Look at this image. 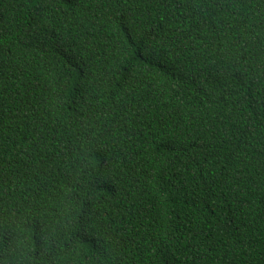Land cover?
I'll list each match as a JSON object with an SVG mask.
<instances>
[{
    "label": "trees",
    "instance_id": "1",
    "mask_svg": "<svg viewBox=\"0 0 264 264\" xmlns=\"http://www.w3.org/2000/svg\"><path fill=\"white\" fill-rule=\"evenodd\" d=\"M0 264H264V0H0Z\"/></svg>",
    "mask_w": 264,
    "mask_h": 264
}]
</instances>
